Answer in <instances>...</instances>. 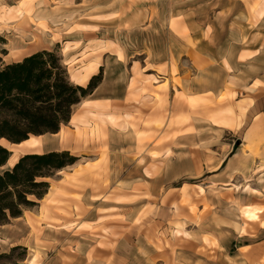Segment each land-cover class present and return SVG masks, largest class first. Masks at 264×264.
Here are the masks:
<instances>
[{
    "label": "rangeland",
    "instance_id": "1",
    "mask_svg": "<svg viewBox=\"0 0 264 264\" xmlns=\"http://www.w3.org/2000/svg\"><path fill=\"white\" fill-rule=\"evenodd\" d=\"M263 10L264 0H0V56L5 64L55 51L76 85L87 87L92 80L80 82L78 77L93 70L89 78L110 74L117 81L124 73L117 93L129 82L127 103L132 108L125 113L116 104L92 106L90 96L72 108L73 121L64 124L62 132L77 143L72 155L83 156L75 172L86 162L94 170L91 159L107 156L106 144L93 148V142L107 139L95 128L106 120H115L120 129L130 126L140 154L148 152L146 146L164 144L168 151L178 136L191 133L200 169L208 164L217 173L221 163L228 164L229 176L217 178L210 192L204 187L210 179L206 174L196 183L189 180L193 185L188 189L176 191L184 218L194 223L190 215H196L201 231L197 238L177 232L155 237L158 264H264V214L250 222L241 213L247 206L264 212V75L252 80L245 73L248 62H253L255 75L264 69ZM25 20L31 24L25 27L44 38L40 48L16 44ZM231 28L238 33L235 38ZM229 75L235 83L226 79ZM112 92L113 87H107L101 96ZM189 96L198 99L192 103ZM83 130L86 136L79 137ZM41 140L38 154L43 155L48 153L47 135ZM0 142L10 151L15 147ZM148 153L156 159L161 155ZM12 167L7 164L0 172ZM60 172L47 181L66 176ZM69 186L62 182L55 196L50 191L43 203L31 197L39 206L24 211L36 234V227L52 224L53 212L69 218L74 211L81 214L79 207L73 211L66 203L69 195L63 188ZM27 259L25 249L0 242V264H23Z\"/></svg>",
    "mask_w": 264,
    "mask_h": 264
},
{
    "label": "crops",
    "instance_id": "2",
    "mask_svg": "<svg viewBox=\"0 0 264 264\" xmlns=\"http://www.w3.org/2000/svg\"><path fill=\"white\" fill-rule=\"evenodd\" d=\"M259 17L260 23H263L264 14ZM238 31L241 38L243 32ZM230 33L231 38L238 35L234 28L230 29ZM214 38L216 36L213 34ZM260 51H264L263 45ZM248 63L245 73L249 79L255 80L257 76L264 75V69L258 72L259 75H255L256 71L250 68L253 62ZM210 70L205 71L206 77L211 74ZM110 76H102V82L91 94L89 103L99 109L116 104L125 113L132 108L127 103L129 82L117 93L116 86L119 80L123 81L124 73L117 81ZM91 77L88 81L92 80ZM230 78L235 83L234 76L229 75L226 79ZM110 86L113 87V92L110 93L112 95L101 96L103 90ZM72 121L73 113L69 123ZM126 127L124 125V129L118 128L115 120L100 122L95 128L103 131L107 139L100 143L93 142V148L101 149L106 144L107 156L101 159L99 155L91 159L89 163L96 164L97 167L94 170L88 168L86 162L81 166L84 169L75 172L79 169L78 163H75L60 172L66 173V176L60 174L58 180L50 182L51 197L55 196L62 182L70 184L63 188L69 195L66 203L73 211L76 206L79 207L80 215L74 211L73 218H69L52 211L51 225L41 224L40 229L35 226L39 234L28 224V213L25 211L12 223L1 226V243L11 247L17 245L26 250L28 259L23 264H158L155 237H170L171 232L180 231L181 233L177 232L179 235L186 233L189 237L197 238L201 231L195 222L197 216L190 215L194 223L187 222L183 216L185 208L181 207L176 191L188 189L193 185L189 180L196 183L206 174L210 179L207 180L209 185L204 187L205 191L210 192L211 185H215L217 178L225 179L229 176L230 169L225 170L228 164L221 163L217 173L210 171L208 164H203L200 169L196 161L199 154L194 145L196 138L191 133L178 136L169 144L168 151L167 144L161 148L146 146L145 151L161 153L157 159L148 152L140 154L138 146L134 144L137 141L135 133L130 126ZM62 131L61 127L57 134H46L48 153L66 151L72 154L73 148H76L77 143L73 139H61ZM75 156L80 159L83 157ZM239 173L235 172V175ZM44 200L39 202L43 203ZM173 202L175 205H172ZM262 214L263 211L260 215Z\"/></svg>",
    "mask_w": 264,
    "mask_h": 264
},
{
    "label": "trees",
    "instance_id": "3",
    "mask_svg": "<svg viewBox=\"0 0 264 264\" xmlns=\"http://www.w3.org/2000/svg\"><path fill=\"white\" fill-rule=\"evenodd\" d=\"M101 82L100 76L93 77L87 87L76 85L55 51L43 50L9 65L0 56V140L19 144L31 136L57 134L69 123L72 108L91 96ZM10 157L0 143V167ZM77 161L66 151L29 153L0 172V225L38 206L31 197L44 200L51 188L47 180Z\"/></svg>",
    "mask_w": 264,
    "mask_h": 264
},
{
    "label": "bare ground",
    "instance_id": "4",
    "mask_svg": "<svg viewBox=\"0 0 264 264\" xmlns=\"http://www.w3.org/2000/svg\"><path fill=\"white\" fill-rule=\"evenodd\" d=\"M263 14H264V10L262 11V13H260V16H262ZM36 19L42 20V18H40V17L36 18ZM28 21L29 20H25L23 23L24 26L21 27V28H23V32H20L19 34H17L18 36L16 37V40H17L16 44L19 46H23L26 43L25 46H27V47L34 48V49L40 48V46H43V44L45 43L44 38H42L40 35L38 36L35 32H32L30 30V27H25V26L31 25L30 23H28ZM30 41H33V42L31 43ZM93 72H94V70L91 72H88L86 75H84L82 77H78V81L86 82L88 80L90 74ZM159 98L160 97L157 94L155 96L156 101ZM197 99H198L197 96H189V101H191L192 103H195L194 101H196ZM231 120H234V118H232ZM86 134H87V130L86 131L83 130L78 134V136L84 137V136H86ZM42 137H43V135L40 137L31 136L27 142L22 143L21 145H15L13 150H11L13 152V156L8 161V164L14 166V164L17 163L22 156H26L29 153L38 154L39 150L42 146V143H43V140H41ZM66 138H67L66 133L62 132L61 133V139L66 140ZM0 141H2V140H0ZM153 155L155 156L156 153H154ZM49 194H50V192H48V194L45 195L44 199H46V197ZM262 211H263V208H258V207H254V206H247V207H244L242 209L241 213H242V217L246 221L257 222L259 220V216L262 213ZM263 225H264V223H263ZM177 232L181 233L180 231H177Z\"/></svg>",
    "mask_w": 264,
    "mask_h": 264
},
{
    "label": "water",
    "instance_id": "5",
    "mask_svg": "<svg viewBox=\"0 0 264 264\" xmlns=\"http://www.w3.org/2000/svg\"><path fill=\"white\" fill-rule=\"evenodd\" d=\"M25 142H27V141H25ZM25 142H22V143H25ZM22 143H19V144H14V143H13V144H11V145H12V146H13V145H21ZM8 151H9L11 157H12V156H13V152L10 151V150H8ZM11 157H10V158H11ZM22 157H24V156H22ZM22 157H21V158H22Z\"/></svg>",
    "mask_w": 264,
    "mask_h": 264
}]
</instances>
